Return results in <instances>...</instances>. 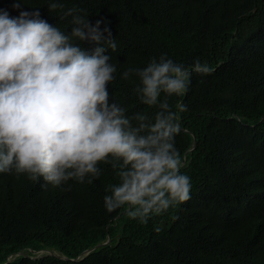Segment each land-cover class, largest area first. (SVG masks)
Masks as SVG:
<instances>
[{
	"label": "trees",
	"instance_id": "trees-1",
	"mask_svg": "<svg viewBox=\"0 0 264 264\" xmlns=\"http://www.w3.org/2000/svg\"><path fill=\"white\" fill-rule=\"evenodd\" d=\"M16 2L0 0V9L12 17L39 10L66 35L73 16L111 30L117 48L106 54L117 71L108 90L128 117L154 120L160 109L140 101L139 78L124 79L127 69L166 54L185 68L199 59L214 71L191 72L185 93L167 98L174 112L186 106L175 147L190 199L145 224L123 208L106 210V188L119 183L110 164L99 165L92 183L58 187L0 173V264L19 251L29 256L6 264H264V0H59L64 7L55 11L50 0H20L19 9ZM69 9L76 11L65 16ZM73 43L89 53L97 46ZM108 239L78 260L37 257L52 250L74 258Z\"/></svg>",
	"mask_w": 264,
	"mask_h": 264
},
{
	"label": "clouds",
	"instance_id": "clouds-1",
	"mask_svg": "<svg viewBox=\"0 0 264 264\" xmlns=\"http://www.w3.org/2000/svg\"><path fill=\"white\" fill-rule=\"evenodd\" d=\"M13 7L19 9L20 0ZM48 7L64 5L50 0ZM101 23L73 16L66 35L39 10L12 17L0 9V173L26 174L34 182L42 177L58 187L69 180L92 183L101 175L99 165L110 164L119 183L106 188V210L123 208L128 218L146 224L190 199V177L180 172L175 147L186 106L178 103L174 112L167 98L185 93L191 72L214 69L199 59L185 68L166 54L143 69H127L124 79L139 78L134 91L140 101L160 109L154 120L142 113L128 117L110 100L117 69L106 53L117 45ZM73 38L97 46L89 53Z\"/></svg>",
	"mask_w": 264,
	"mask_h": 264
},
{
	"label": "water",
	"instance_id": "water-1",
	"mask_svg": "<svg viewBox=\"0 0 264 264\" xmlns=\"http://www.w3.org/2000/svg\"><path fill=\"white\" fill-rule=\"evenodd\" d=\"M183 163H184V161H183ZM109 241H110V239H108V240L105 241V242L98 243V244H96L95 246H92V247H90V248H88V249H85L80 255H78L77 257H74V258L68 257V256H66V255H64V254H61V253H59V252L52 251V250H40V251H38L39 254L37 255V257H41V256H46V255H49V254H53V255H57V256H59V257H61V258H65V259L78 260V259H81V258L85 257L86 255H88V254H89L91 251H93L95 248H97V247H99L100 245H102V244H104V243H107V242H109ZM21 254H23V255H25V256H29L28 252H25V251H19L18 253H16V255H13V254L9 255V256L7 257L5 263H3V264H6V263L10 262V261L13 260L14 258H16V256L21 255Z\"/></svg>",
	"mask_w": 264,
	"mask_h": 264
},
{
	"label": "rangeland",
	"instance_id": "rangeland-1",
	"mask_svg": "<svg viewBox=\"0 0 264 264\" xmlns=\"http://www.w3.org/2000/svg\"><path fill=\"white\" fill-rule=\"evenodd\" d=\"M38 254H39V252H38Z\"/></svg>",
	"mask_w": 264,
	"mask_h": 264
}]
</instances>
